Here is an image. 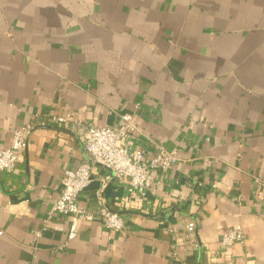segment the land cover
Returning <instances> with one entry per match:
<instances>
[{"label":"crops","instance_id":"0c3cea01","mask_svg":"<svg viewBox=\"0 0 264 264\" xmlns=\"http://www.w3.org/2000/svg\"><path fill=\"white\" fill-rule=\"evenodd\" d=\"M122 113L132 147L178 163L130 199L93 165L77 198L93 220L41 230L64 171L87 158L82 127ZM24 123L25 153L0 172V264H264V0H0V149ZM100 199L121 232L96 219ZM237 225L244 243L220 247Z\"/></svg>","mask_w":264,"mask_h":264},{"label":"built area","instance_id":"2783aa9c","mask_svg":"<svg viewBox=\"0 0 264 264\" xmlns=\"http://www.w3.org/2000/svg\"><path fill=\"white\" fill-rule=\"evenodd\" d=\"M73 121L69 113L51 115L49 122L54 125H67ZM45 123H40L44 126ZM81 142L87 158L76 168L64 171L60 180L61 190L53 200L47 218L44 220L42 229H60L53 226L51 218L54 215L71 217L76 222L79 219L92 221L93 216L78 207L77 198L92 181L93 165L106 168L110 175L117 178L126 186V199L142 198L151 191L159 172L174 167L178 163L175 151H168L162 145L155 144L154 155L146 159L142 148L132 147L128 140L138 132L133 122L131 113L119 115V122L111 127H97L86 125L82 127ZM33 126L24 123L16 127L11 135L9 144L0 149V172L12 171L21 161L25 153L27 142ZM110 176H107L108 180ZM264 195L263 191H260ZM96 219L108 231L119 233L125 227V221L117 211L110 210L103 199L98 202ZM186 230L191 234L194 231V223H189ZM41 231H37V237ZM1 235V232H0ZM76 236L75 230L70 229L64 242L58 244L54 251L62 250L69 240ZM245 237L241 225L221 235L220 247H230L236 243H244Z\"/></svg>","mask_w":264,"mask_h":264}]
</instances>
